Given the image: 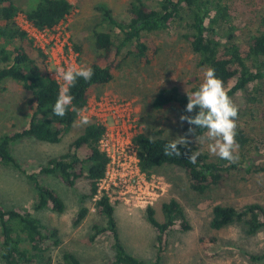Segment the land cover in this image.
Wrapping results in <instances>:
<instances>
[{
  "label": "rangeland",
  "instance_id": "rangeland-1",
  "mask_svg": "<svg viewBox=\"0 0 264 264\" xmlns=\"http://www.w3.org/2000/svg\"><path fill=\"white\" fill-rule=\"evenodd\" d=\"M39 0H15L20 8L16 21L20 25L25 20V11L34 8ZM73 8L47 36V48L44 51L28 36L20 42L36 63L55 76L60 65L49 58L51 46L55 42H65L63 48L72 46L78 52L75 66H87L102 53L95 45V31H110L119 42L117 29L104 19L97 8L100 3L108 5L118 19L128 20L131 16V0H70ZM150 7H155V0H145ZM232 13V24L236 26L238 39L248 40L257 32L264 16V0H224ZM189 19L186 14L177 20L172 28L148 34L146 37L154 43L151 50V61L146 63L136 53L135 45L123 48L116 53L111 52L114 59L113 79L102 85L91 88L89 101L83 108V115L90 121L104 122L107 128L106 150L111 155L108 171L127 172L126 157L130 160L136 150L131 149V139L138 132L152 137L164 136L175 139L187 131L180 122L179 107L166 104L157 109L153 100L163 89L177 87L179 93L187 95L203 79V72L208 68L199 63V55L195 53L187 38ZM19 44V43H17ZM79 47V49H77ZM71 61V60H70ZM65 65L63 64L61 66ZM62 81V80H61ZM63 83V81H62ZM262 87L264 82L254 84ZM255 93L253 84L239 91L233 102L241 111L239 124L250 137L248 149H236L234 155L243 161L246 167L250 162L264 165V119L261 108L264 103L252 102L249 97ZM259 97V93H255ZM31 92L22 83L11 78L6 79L0 93V135L26 125L30 119L28 102ZM118 101L119 108H113ZM121 102H129L131 117L123 121L122 117H114L113 109L123 116L125 108ZM110 106L112 109H110ZM79 115L76 119L78 122ZM85 126L73 124L70 131L60 142L51 143L33 137L16 141L12 145L15 156L29 170H37L48 159L66 153L73 141L84 132ZM128 129V131L123 130ZM135 133V134H134ZM202 134V133H201ZM189 146L212 155L207 143L198 146L194 137H190ZM124 147V149H123ZM140 167V165H139ZM244 168V167H243ZM146 182L142 187L139 199H129L120 193V188L109 183V179L101 181L98 194L89 195L88 181L79 179L74 186L66 185L56 174H42L41 180L56 189L62 197L65 207L59 212L51 208H35L36 192L29 179L11 166L0 162V198L5 207H19L37 217L43 225L58 230L60 243L51 245L46 252L48 264H63V254L72 252L88 263L102 264L114 255L111 246V235L101 233L93 238L97 226H105L106 217L96 206L97 199L105 194L115 207V219L119 238L126 250L145 260L154 258L157 244V231L148 221L147 209L153 207L158 220H165L163 204L176 198L182 205L190 228H175L168 233L163 264H264V260L251 261L248 253L264 252V227L253 234L246 231L242 222H233L220 229L211 226L213 208L217 204L242 207L248 203L264 205V172L248 173L244 169L226 175L220 183L205 191L193 188L187 172L175 165L165 164L149 171L142 170ZM87 208L85 217L77 222L79 211ZM204 236H215L216 245L205 246L201 242ZM2 234L0 227V246ZM0 264H7L0 251Z\"/></svg>",
  "mask_w": 264,
  "mask_h": 264
},
{
  "label": "trees",
  "instance_id": "trees-1",
  "mask_svg": "<svg viewBox=\"0 0 264 264\" xmlns=\"http://www.w3.org/2000/svg\"><path fill=\"white\" fill-rule=\"evenodd\" d=\"M156 6L150 7L145 0H131V16L128 20L118 19L111 8L100 3L97 8L102 12L107 22L117 29L119 42L115 43L110 31H95V45L102 53L90 65L94 75L90 81L82 78L71 88L74 97L64 117L55 116L52 107L59 93L60 83L50 73L44 71L30 56L20 43L27 39V32L20 27L16 17L20 12L15 0H0V93L6 79H13L23 84L31 92L28 102L30 110L29 122L16 130L0 135V162L13 167L24 174L32 183L36 192L35 208H51L63 211L65 203L56 189L41 180L42 174H56L66 185L74 186L79 179H86L90 193L95 196L101 180L107 172L110 156L100 146V141L106 133V125L98 120L90 121L84 132L71 144L69 150L56 157L48 159L37 170L29 171L15 156L12 145L21 139L33 137L38 140L57 143L70 131L81 109L87 106L90 90L95 85H102L113 79L115 61L111 52L116 48L119 54L128 45L134 44L139 58L146 63L151 61L150 53L154 43L146 36L150 33L168 30L177 20L186 14L189 33L186 35L193 51L199 55V64L215 69L228 90L231 99L241 90L253 84L255 93L249 100L264 103L262 87L254 86L264 82V16L260 27L248 40L241 41L232 24V13L224 0H155ZM73 4L70 0H39L31 10L25 11L26 18L36 27L54 28L68 14ZM19 43V44H17ZM79 49V47H77ZM195 86L192 91H195ZM174 103L179 107L180 115L185 113L188 103L187 95L179 93L177 87L163 89L153 100L157 109L166 104ZM198 112V109L196 110ZM264 119V106L261 108ZM239 109L237 119L236 140L240 150L248 149L250 137L240 126ZM189 125L183 123L187 131ZM206 130H197L203 133ZM172 139L158 136L152 137L140 132L135 136L137 157L142 170H151L165 164L183 168L191 181L193 188L205 191L221 182L228 174L240 169L248 173L264 172V165L252 162L246 167L243 161L237 159L234 163L226 160H213L202 153L196 164L188 161L183 153L194 151L190 146L180 145L181 157L165 156L164 146ZM244 167V168H243ZM97 209L102 213L107 223L97 226L93 238L101 233H109L112 237L111 246L114 255L102 264H163L168 233L180 228L187 230L190 223L184 209L176 198H171L163 204L165 220L160 221L155 216L153 207H148V221L157 231V244L154 258L145 260L129 253L119 238L115 207L110 198L103 194L96 202ZM87 213L83 207L77 217L81 221ZM233 222H242L249 234L256 233L264 227V205L254 202L242 207L217 204L213 208L211 226L220 229ZM0 227L2 242L1 256L7 264H48L46 252L51 245H59L60 238L56 228H48L30 212L19 207H5L0 198ZM201 242L205 246L216 245L215 236H204ZM251 261L264 260V252L248 253ZM63 264H94L81 260L72 252L63 254Z\"/></svg>",
  "mask_w": 264,
  "mask_h": 264
},
{
  "label": "clouds",
  "instance_id": "clouds-1",
  "mask_svg": "<svg viewBox=\"0 0 264 264\" xmlns=\"http://www.w3.org/2000/svg\"><path fill=\"white\" fill-rule=\"evenodd\" d=\"M54 72L55 80H62L58 96L52 107L55 116L64 117L69 107L73 103L74 97L71 95V88L75 86L77 80L82 78L90 81L94 75L93 69L87 66L59 67ZM186 91L188 103L185 113H195L194 115L182 114L180 122H187L189 128L185 135L178 136L170 140L164 146L165 156L181 157L180 145L189 147L190 137H194L195 143L200 146L207 143L209 152L218 156L222 160L234 163L238 157L234 155L238 149L236 140L237 119L239 114L238 106L228 95L224 82L216 76L215 69L208 67L203 72L202 82L195 91ZM198 109V112L196 111ZM83 109L78 113L79 120L74 121L78 126H85L90 123L88 116L83 115ZM197 130H206L202 134ZM200 148L196 151L183 153L188 156L191 164H196L200 156Z\"/></svg>",
  "mask_w": 264,
  "mask_h": 264
},
{
  "label": "built area",
  "instance_id": "built-area-1",
  "mask_svg": "<svg viewBox=\"0 0 264 264\" xmlns=\"http://www.w3.org/2000/svg\"><path fill=\"white\" fill-rule=\"evenodd\" d=\"M20 27L27 32L28 36H30L34 40L35 44H38L39 47H41L44 51L49 53V50L47 48V44L49 43L47 40V36L49 35V33L51 32L53 28L52 29L38 28L31 21H29L26 17H25L24 22L22 24L20 23ZM64 45H65V42H62V43L55 42L54 45L51 46V51H50L51 56H49L50 60L54 62L55 64L60 65V67L66 68L69 65L75 66L78 52L72 46H68V49L65 50L63 48ZM63 62L65 63V65L61 66ZM51 76L54 78V75L52 73H51ZM58 82L62 84L61 80ZM112 103L114 106L113 108L120 107V104L118 103V101H114ZM129 104H130L129 102H121V105L125 108V110H122L123 116H121L120 111H116L115 109H113L112 112L114 113V117L115 118L122 117L123 121H126V120L129 121L131 117V111L129 108ZM108 107L112 109L110 106ZM123 130L128 131V129H125V128H123ZM106 133H107V128H106ZM106 133L104 134L100 143L105 141ZM135 136L136 134L131 139V149L136 150V152L132 160H131L132 156H130V160L128 159V157H126L128 171L127 172H115V169H113L112 174H110V171H108V168H107L106 175L101 180V181H104V180L106 181V179H109V183H113L117 185L120 188V193L123 196L129 197V199H132V198L139 199L138 195H140L142 187L146 182L144 176L141 173L140 167H139V159L137 157V146L135 143ZM105 146H108L107 142H105L104 147ZM104 147L102 148L101 146V148L108 153V155L110 156V161H111V155ZM109 165H110V162L108 164V167Z\"/></svg>",
  "mask_w": 264,
  "mask_h": 264
}]
</instances>
